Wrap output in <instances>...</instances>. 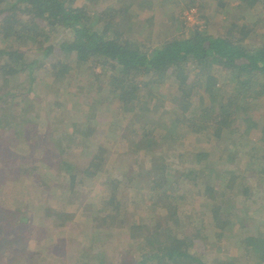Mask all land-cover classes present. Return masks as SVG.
Listing matches in <instances>:
<instances>
[{"label":"trees","instance_id":"obj_1","mask_svg":"<svg viewBox=\"0 0 264 264\" xmlns=\"http://www.w3.org/2000/svg\"><path fill=\"white\" fill-rule=\"evenodd\" d=\"M77 1L0 0V80L3 84H16L15 87L25 88L24 91H15L13 95L25 100L24 107L18 113L21 116L16 117L17 124L8 118L9 108H12L9 93L0 94V107L6 109L2 118L5 126L4 138L0 140V159L8 154V148L14 149L18 145L24 146V150L18 148L20 152L27 151L30 127L38 131L34 128L38 117L30 112V103L27 101V97L34 93L33 87L28 84L36 80L37 60L29 59L34 52H43L38 65L40 67L45 66L43 58L56 49L60 53L70 54L77 65L88 64L89 69L102 65L109 70L108 65L113 64L118 71L107 72L110 75L108 96L115 99L117 107L124 112L134 109L137 99L142 100L144 91L151 92V78L173 77L175 87L184 95L183 106L174 108L175 115L160 125L166 133L160 135L155 132L156 125L149 119L152 114H160L162 120L166 119L159 112L163 107V99L158 95L154 97L152 106L145 103L150 109L141 111V120L129 118L126 122L130 126L124 128L119 125L110 126L112 133L118 135L121 132L120 136L128 141L123 149L137 150L141 141L149 140L145 148L150 156L149 161H139L135 167L138 169L124 168L117 158L109 159L111 152L103 142L95 141L86 146L91 158L81 175L74 172L73 163L59 160V164L69 167L68 188L75 190L81 187L85 178L91 177L92 180L102 172L107 174L104 182L102 179L105 193L95 196L99 197L97 200L100 204L97 218L103 221L99 228L105 234H113L116 229L117 236L125 234L126 239L129 234L131 236L141 232L142 237L127 242L132 248L129 253L132 251V254L139 255L135 264H211L198 250L191 251L189 245L194 238L207 231L214 232V237L222 239L226 227L234 222L233 213L237 215L234 216L236 232L231 237V248L235 253L230 257H219L212 264H262L264 224L258 225L256 234L251 233L252 216L246 217L241 212L247 210L250 203L258 204L264 199V149L261 148L264 147V135L259 138V143L249 141L253 130L260 128V122L264 121V118L261 119L263 112L259 113L261 116L258 118L250 114L254 107L260 110L264 108V31L260 19L253 26L237 23L235 30L215 34L211 28L212 16L209 14L203 26L197 24L190 27L185 37L173 38L142 49L133 47L123 39L131 23L123 9L110 3L97 10L93 3L101 0H91V3L83 5H78ZM237 1L234 11L243 17L253 0ZM258 1L264 4V0ZM218 3L227 5L223 0ZM196 6V0H185V8ZM261 12L264 15V11ZM179 16L177 14L174 20H180ZM102 22L104 25L98 31L96 27ZM62 30L61 42L48 44ZM261 32L262 42L253 46L250 42L260 37ZM53 67L55 74L66 77L70 75L72 66L69 62L58 61ZM23 76L26 78L23 79ZM102 84L103 81H98V89L102 88ZM10 91L13 89L10 88ZM197 92L198 109L188 116L187 112L194 105L193 97ZM50 110L47 111L48 116ZM233 115L241 121L240 124L235 123ZM95 116L93 108L88 107L83 114L74 115L75 120L70 124L72 126L67 128L71 127L73 134L86 131L94 133L97 127ZM122 117L118 111L112 120L122 123ZM223 121H227L229 127L226 135L217 130L212 131L218 137L220 148L216 151L212 146H206L202 147L201 152L194 151L195 158L201 164L197 167L185 166V155L182 153L180 164H174L166 172H156V163L160 166L161 162H165L164 158L165 164L169 163L161 151L169 143L167 140L172 133L182 131L201 141L202 136L210 135L207 134L210 126L221 128ZM54 131L57 134L48 136V142L60 146L64 143V137L59 134L62 126L58 125ZM171 145H174L173 141ZM6 157L9 159L11 156ZM191 160L187 159V162ZM238 161L241 163L237 165ZM183 180L185 184L181 188L179 185ZM131 188L134 189L133 193L124 192ZM232 191L234 196L240 193L246 198V203L233 213L230 207L223 210L215 202L216 198L229 195ZM197 192L205 201L212 203L209 209L200 210L193 205ZM187 198L191 199V204L181 210L180 203ZM139 205L148 208L150 212H139ZM150 215L156 222L149 221ZM207 217L213 220L206 221ZM18 220H15V225ZM106 255L102 254L101 264ZM121 259L118 257L116 261L121 262Z\"/></svg>","mask_w":264,"mask_h":264},{"label":"rangeland","instance_id":"obj_2","mask_svg":"<svg viewBox=\"0 0 264 264\" xmlns=\"http://www.w3.org/2000/svg\"><path fill=\"white\" fill-rule=\"evenodd\" d=\"M218 1L196 0V7L185 8V0H101L99 3H93V7L101 10L113 3L114 7L123 9L126 17L131 20L123 39L133 47L142 49L160 45L173 38L185 37L190 27L197 24L203 26L206 17H210L209 14L212 16L211 28L215 34H226L230 30H235L237 23L253 26L258 18L264 31V15L261 12L264 11V4L258 0H253L250 3L249 9L243 17L234 11V7L238 3L237 0H223L227 5H222ZM91 2V0H78L77 4L83 5ZM177 14L180 15L179 19L183 20V23H180V20H174ZM103 25L104 22L97 25L98 31H101ZM113 28L116 29L115 26ZM262 34L263 32L260 37L252 39L251 42L249 39L247 41L253 46H257L262 42L260 39ZM62 37L63 30L58 31L57 37L53 36L48 44L54 41L60 43ZM57 50L43 58L44 67L38 66L42 58V51L34 52V55L29 56V59L36 58L37 60L35 65L36 80L28 84L33 87L34 93L27 97V101L30 103V112L38 117L34 127L38 131L35 132L30 127L31 136L26 143L27 151L20 152L18 148L23 149L24 146L18 147V145L14 149L8 148L6 156H11L9 159L6 156L0 159V264H11V262L14 264H101L103 253L107 254L102 259L103 264H135L139 255L132 254V251L129 253L132 248L127 242L137 240L138 237H142V233L135 232L131 236L129 234L126 239L125 234L117 236L116 229L113 234L112 232L105 234L99 228V224L103 221L97 218V209L100 208V204L97 200L99 197L95 196L106 190L103 182L107 178L105 177L107 174L102 172L104 174L100 173L96 179L92 180L91 177H87L81 187L70 190L68 188L70 183L69 167L59 164V160L63 159L73 163L74 172L81 175L91 158V154L86 151L87 144L100 140L99 142H103L111 152L109 159L117 158L119 164L124 168L138 169L135 167L137 164L139 165V161H149L150 156L145 151L149 140L141 141L137 150L123 149L128 141L122 135L120 136L121 132L118 135L112 133L110 126L119 125L124 128L130 126V123L126 122L129 118H131L130 120H141V111L150 109L145 103L152 106L155 102L154 97L158 95L161 97L160 99H163V107L159 109V112L164 114L166 119L162 120L160 114H152L149 119L156 125L155 132L162 135L166 133V130L160 125L175 115L174 108L183 106L184 95L175 87L173 77L168 79L153 77L151 78V92L144 91L142 100L137 99L134 109L124 112L123 109L117 107V101L108 96L109 70L114 73L118 71L113 64L108 65L109 70L102 65L89 69L88 64L77 65V61L70 54L60 53ZM58 61L71 64L69 76L61 77L55 74L53 65ZM24 78L26 77L23 76ZM98 81H103L101 89H98ZM15 86L16 84L11 86L3 84L0 80V94L9 93L8 98L11 99L12 108H9L10 116L8 118L13 119V124L18 123L16 117L20 115L18 113L20 108L24 107L23 101H25L20 96H13L15 91H24L25 89ZM10 88L13 91H10ZM198 95V92L194 94V105L187 112L188 116L193 115L192 113L198 109ZM88 107L93 108L96 114L95 132L86 131L81 134L78 132L73 134L72 128H67V126L72 124L75 117L83 114ZM49 109L51 110L48 116ZM5 111L6 109L1 106L0 140L4 138L5 125L2 123V118ZM118 111L123 115L122 123L112 120V116ZM259 113H262L261 119H263L264 108L260 110L254 107L250 110V114L256 118L261 116ZM14 115H16L15 118ZM49 117L53 118L50 120ZM232 119L236 124L241 122L239 119H235L234 115ZM143 122L146 123V120ZM222 123H224L221 126L222 129H214L213 125L210 126L207 132L210 135L202 136L201 141L182 131H177L176 134L172 133L171 138L167 140L169 143L161 151L162 156H165L169 163L165 164V158V162H161L160 166L156 163V172H166L174 164H180L183 158L185 166L197 167L201 163L195 158L194 151L201 152L202 147L206 146H212L216 151L220 148L218 137L212 131L217 130L226 135L229 131L228 123L227 121ZM58 125L62 126V131L59 134L64 137V143L60 146L55 142L54 144L48 142V136L57 134L54 130ZM262 135H264V121L260 122V128L253 130L249 141L259 143V138ZM171 141L174 142V145L170 147ZM261 148L264 149V147ZM181 156H183L182 159H180ZM187 159L192 160L187 162ZM240 163L238 161L237 165ZM184 184V180L180 181L179 186L182 188ZM76 190L77 192L74 194ZM234 190L239 191L235 188ZM133 191L134 189L131 188L125 189L124 192L131 194ZM229 193L222 198H216L215 202L220 204L223 210L230 207L233 213L246 203V198L240 193L235 196L233 191ZM77 200L80 201L76 202ZM190 204L191 199L187 198L180 203L181 210L186 209ZM193 205L200 210H206L212 206V203L205 201L197 192ZM142 207L139 205V212L143 214L150 212L148 208ZM241 212L246 217L252 216L250 232L256 234L258 225L264 224V199H261L258 204L250 203L247 210L243 209ZM234 216L237 215L233 213L232 220L235 222ZM15 220H18L17 225H15ZM150 220L152 223L156 222L152 215L149 216ZM211 220H213L212 217L206 218V221ZM234 222L226 227L222 239L214 237V232L207 231L204 235L194 238L189 249L191 251L198 250L211 264L219 257L232 256L235 253L231 248V237L236 232ZM113 230L114 225L112 226ZM215 230L218 231V229ZM14 256L16 257L14 258ZM118 257L123 258L121 262L116 261Z\"/></svg>","mask_w":264,"mask_h":264},{"label":"built area","instance_id":"obj_3","mask_svg":"<svg viewBox=\"0 0 264 264\" xmlns=\"http://www.w3.org/2000/svg\"><path fill=\"white\" fill-rule=\"evenodd\" d=\"M189 18V17H188ZM190 19V18H189Z\"/></svg>","mask_w":264,"mask_h":264}]
</instances>
